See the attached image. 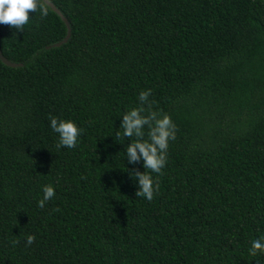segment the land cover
Instances as JSON below:
<instances>
[{
	"label": "trees",
	"instance_id": "obj_1",
	"mask_svg": "<svg viewBox=\"0 0 264 264\" xmlns=\"http://www.w3.org/2000/svg\"><path fill=\"white\" fill-rule=\"evenodd\" d=\"M49 1L59 47L50 7L0 25V264H264V0ZM148 89L177 128L152 201L119 128Z\"/></svg>",
	"mask_w": 264,
	"mask_h": 264
},
{
	"label": "clouds",
	"instance_id": "obj_2",
	"mask_svg": "<svg viewBox=\"0 0 264 264\" xmlns=\"http://www.w3.org/2000/svg\"><path fill=\"white\" fill-rule=\"evenodd\" d=\"M49 7V0H0V25L23 32L24 26L29 23L30 14L39 12L42 18L46 17ZM150 94L151 89L141 91L138 97L140 106L127 111L119 125L123 137L131 141L125 148L128 163L135 165L143 161V169L148 170L141 172L134 169L130 172L138 181L135 196L148 201H152L154 194L159 190V182L157 180L154 183L151 174L163 175L162 169L167 162L169 142L175 140L177 131L170 116L152 110V103L148 99ZM50 127L59 136L57 149L74 148L83 132V129L77 127L74 122L56 117L50 118ZM116 135L120 137L121 133L117 132ZM42 192L43 198L37 203L39 208H44L46 202L56 194L52 185L43 186ZM35 239L34 235H27L26 246L32 245ZM12 243L15 245L19 241L13 240ZM258 253L264 255V237L253 240L248 252L253 257Z\"/></svg>",
	"mask_w": 264,
	"mask_h": 264
},
{
	"label": "water",
	"instance_id": "obj_3",
	"mask_svg": "<svg viewBox=\"0 0 264 264\" xmlns=\"http://www.w3.org/2000/svg\"><path fill=\"white\" fill-rule=\"evenodd\" d=\"M50 2V1H49ZM50 8L52 11H54L60 18L61 20L64 22L66 28H67V32H66V35L64 36V38L57 42V43H54L52 44L51 46H47L46 48H50V47H59L61 46L62 44L66 43L67 40L69 39L70 37V27H69V23L67 21V19L61 14V12L54 6V4H52L50 2ZM0 61L5 64L6 66H9V67H18V66H21L22 64L21 63H14V62H11L10 60H8L7 58H5L3 55H2V52L0 50Z\"/></svg>",
	"mask_w": 264,
	"mask_h": 264
}]
</instances>
